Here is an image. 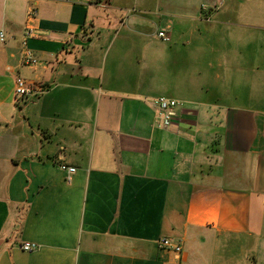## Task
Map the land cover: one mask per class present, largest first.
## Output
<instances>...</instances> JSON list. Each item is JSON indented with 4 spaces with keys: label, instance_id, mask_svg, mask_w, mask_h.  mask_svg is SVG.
Listing matches in <instances>:
<instances>
[{
    "label": "crops",
    "instance_id": "0c3cea01",
    "mask_svg": "<svg viewBox=\"0 0 264 264\" xmlns=\"http://www.w3.org/2000/svg\"><path fill=\"white\" fill-rule=\"evenodd\" d=\"M0 33V264H264V0H0Z\"/></svg>",
    "mask_w": 264,
    "mask_h": 264
},
{
    "label": "built area",
    "instance_id": "2783aa9c",
    "mask_svg": "<svg viewBox=\"0 0 264 264\" xmlns=\"http://www.w3.org/2000/svg\"><path fill=\"white\" fill-rule=\"evenodd\" d=\"M156 37L164 43H169L171 41V38L168 36L165 29L159 30L156 33ZM4 39V33H0V40L4 42ZM22 63L25 66L35 67L38 65L39 61L30 50L24 49L22 54ZM47 90V86L29 83L24 78H18L15 83V97L19 102L32 97H40ZM153 107L156 111L158 126L162 129H169L178 118L179 110L183 107V104L175 99L158 97L153 100ZM61 168L67 173V181L71 182L73 175L77 171L76 168L65 165L61 166ZM159 247L163 250L173 252L176 255L183 253L182 246L168 238L161 239L159 241ZM21 249L25 252L32 253L36 251L38 247L34 244L24 243L21 245Z\"/></svg>",
    "mask_w": 264,
    "mask_h": 264
}]
</instances>
